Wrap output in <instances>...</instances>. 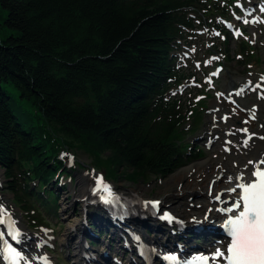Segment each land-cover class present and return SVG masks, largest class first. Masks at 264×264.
<instances>
[{"label":"trees","instance_id":"16d2710c","mask_svg":"<svg viewBox=\"0 0 264 264\" xmlns=\"http://www.w3.org/2000/svg\"><path fill=\"white\" fill-rule=\"evenodd\" d=\"M221 1L0 0V167L30 221L56 212L69 152L111 181L185 164L187 110L169 92L193 75L172 52ZM254 57L241 42L239 58Z\"/></svg>","mask_w":264,"mask_h":264},{"label":"rangeland","instance_id":"374dc122","mask_svg":"<svg viewBox=\"0 0 264 264\" xmlns=\"http://www.w3.org/2000/svg\"><path fill=\"white\" fill-rule=\"evenodd\" d=\"M209 0L204 1L208 2ZM226 2L221 3L224 5L225 10L221 13L212 12V16L205 18L207 23L205 25H195L194 29L188 33H192L187 42L179 43L172 55L176 59V63L185 71L195 76V79L190 78L185 80L183 85L173 89L170 92V97L180 99L182 109L185 111L189 106H192V102L196 103L194 109V116L190 112H187V119L183 124L180 137L183 146L187 147V160L185 164L165 178L151 177L148 180H140L137 182H129L122 177H118L114 186L123 194H132L136 192V196L145 200H159L160 206H162L163 197L170 193L169 188L174 186L176 182L183 181L180 178V173L189 169L191 166L204 162L215 149L224 151L227 153L228 148L223 147L222 143H215L220 139L223 132L229 134L227 130H221L217 135L211 134V129L214 126L211 117L214 115H223L224 107L220 105L215 106L214 102H220L225 106H232L239 109L242 113H251V115H258L257 118H261L258 123V127L262 130L264 125V16H259L258 23H251L249 19L248 23H245V15L243 11L251 7L254 1L259 0H224ZM238 4L240 6H238ZM200 5V4H199ZM256 6H253L255 9ZM244 9V10H243ZM222 15L219 16V15ZM253 17V15H251ZM212 20L225 25L230 23L235 27L234 32L228 33L227 43L225 48L222 43V33L216 31L213 26ZM239 32V35H237ZM186 34V33H185ZM246 41L252 44L253 52L256 59H242L239 58V45L246 43ZM220 49L226 50V52H220ZM214 50H217L218 54H214ZM222 53H225L226 59L220 60ZM221 61V72L214 79L211 73L215 71L216 67ZM246 61V62H245ZM246 64H243V63ZM209 81H212L211 83ZM248 85L249 88L246 91H241L243 86ZM182 91V93H181ZM235 93V94H234ZM239 93V94H237ZM235 98L233 103L226 100V96L231 95ZM261 103L260 107L259 104ZM226 108V107H225ZM227 109V108H226ZM256 113V114H255ZM258 113V114H257ZM216 122L223 124L225 120H220V117L215 119ZM216 126L220 127L217 123ZM239 121H235L236 127H238ZM235 130V128H233ZM235 133V131H233ZM216 139H215V138ZM240 138L243 141L245 134L241 133ZM219 142V141H218ZM227 149V150H226ZM72 155L73 163L78 162L79 167H73V179L64 180V182L57 181L59 185H65L66 190L61 191V195L58 201V208L56 213L51 210H44L40 215V219L37 222H31L29 216L25 214L21 206L16 205L12 193L7 188V182L5 181L3 171L0 169V205H6L7 211L13 215L14 219L21 227L22 232H27L33 239L27 241L34 247H36L37 241H41L43 234L49 236L47 244L41 246L37 252L48 255L52 264H71L69 260L72 255V247L66 245L62 240L67 233L68 224L73 220L82 221V202L79 201L74 195L77 194V182L78 178L85 179L86 182H93V178L96 172L91 171L90 159L87 155L82 153H70ZM72 163V162H70ZM69 163V165H71ZM210 168L207 167V173ZM58 184H55L56 187ZM177 188V187H175ZM58 189V188H56ZM179 189V188H177ZM176 201L182 206L181 211L188 212L194 205H203L204 201L199 198V195L193 194L191 191H187L184 195L179 194L176 197ZM171 210V209H170ZM174 214L178 212L171 210ZM90 216L86 219L90 223ZM42 224L37 226L36 224ZM45 223V224H44ZM123 228H126L125 226ZM177 229V228H176ZM173 227V230H175ZM79 234V232H78ZM119 234H124L120 232ZM145 236V235H144ZM109 235L101 236L105 243L109 240ZM213 240L216 238L210 237ZM209 238V240H211ZM196 239H192L191 245L196 243ZM177 243V241H174ZM85 242H81L84 245ZM119 243V244H118ZM117 245L120 247L121 242L118 239ZM206 244V243H205ZM204 244V246H205ZM113 245H115L113 243ZM170 246V245H169ZM100 245H95L93 248L86 249L88 255L97 256L98 253L95 250L100 249ZM184 247H188L184 246ZM122 249V248H119ZM113 250H111L112 252ZM114 254V251L112 252ZM67 259V260H68ZM119 264L124 261L117 260Z\"/></svg>","mask_w":264,"mask_h":264},{"label":"bare ground","instance_id":"6f19581e","mask_svg":"<svg viewBox=\"0 0 264 264\" xmlns=\"http://www.w3.org/2000/svg\"><path fill=\"white\" fill-rule=\"evenodd\" d=\"M249 21L251 23H257L258 18L253 17L250 18ZM226 97L231 99L230 103L235 101L232 94ZM214 105H220L221 108L224 107L225 110L222 112L223 115H214L211 117L212 123L214 124L211 129V134L214 136L223 130L229 131V134L223 132L220 139L215 141V143H222L223 147H229V153L215 149L216 151H213L204 162L195 164L183 173H180L179 177L183 179L181 186L178 181L174 183V186L169 188L170 193L166 194L162 199L163 208L160 206L161 209L156 215L153 214L145 217L146 214H141L139 211L141 207H133L134 213L130 217L128 224H132L130 225V228L146 240V242L154 250L153 264H164L160 261V257L162 253L168 252V248L173 245L176 238L181 237L185 244L190 246L192 239L196 236L203 235L209 237L215 227V221L223 216L229 215L232 212L229 211V209H231L239 199V188L237 185L240 183H248L252 180V172L255 169L253 164H249V161L255 162V164H258L261 169H264V164H259L260 161L264 160V139H262V130L258 127V123L261 121V118H257L258 115H254L253 117L251 113L247 115L248 112L242 113L239 109L230 105H222L220 102H214ZM260 105L261 103L259 104V107ZM217 117H220L221 122L222 119L225 120L223 124L215 121ZM225 117H227V119H225ZM245 120H247L248 123H244ZM235 121H239L240 125L238 127L234 126ZM216 123L220 127L216 126ZM233 128H235V130H233ZM240 129L248 130L245 137L251 136V139L248 140L247 146L243 145V141L240 138V134L242 133L239 131ZM233 131H235V133ZM207 167L210 168L208 173ZM77 186V194L74 196L82 203H86L88 201V190L92 186V183L90 184V182H86L85 179H81L79 177ZM233 189H235V191H233ZM187 191H191L193 194L199 195V198L204 201V204L200 206L194 205L186 213L181 211L182 206H180L179 202L176 201V197L179 194L184 195ZM132 192L133 193L129 195L136 199V202L139 200L142 202L145 201V199H140L139 196H136V192ZM217 197H219V199H217ZM93 199L98 204L102 205V202L96 197H93ZM0 206H3L6 209V205L1 204ZM170 209L178 212V214H174ZM165 211H171L173 213L172 218H176L175 223H177V226H181L180 229L177 227V229L175 228L176 231L173 230V225L175 223L157 221L156 217ZM85 215L92 217L97 229L106 231V235H109V242L107 244H105L104 239L97 236V239L101 241L103 245H101L99 249L100 254L95 257L94 261L91 260L88 264H117L116 255L124 253V248L122 247V249H119L121 247L117 246L119 237V228L117 226L119 223L113 224L104 220V218L99 219L95 206H90L89 209L87 207ZM142 216L144 217L142 218ZM144 218L145 220L143 221ZM196 229L198 230L195 231ZM95 236L96 234L94 230L91 228H84L82 221L75 219L68 224L67 233L64 235L62 240L66 245L72 247V257L78 261L76 254L81 248H83L81 242H86L88 239L95 238ZM31 239H33V236H30L24 231L23 244L26 254L31 259H36L40 255L44 254L40 252L38 253L39 255H37V252L41 247L39 245L47 244L49 236L47 234H43L41 241L36 242L39 244L36 245V247L27 242ZM219 239L223 240V238L220 237ZM111 240L116 242V252L114 254L110 249ZM220 240L218 242L222 245L223 243ZM131 244L135 245L137 243L131 242ZM177 248V246H174L171 249L176 250ZM217 248L218 246L215 244V241L209 240L203 249H194V251L191 252L203 251V253L207 254L215 251ZM186 250V248H182L183 252ZM121 264H123V262ZM132 264L143 263L136 260V262Z\"/></svg>","mask_w":264,"mask_h":264},{"label":"snow or ice","instance_id":"6c2138e0","mask_svg":"<svg viewBox=\"0 0 264 264\" xmlns=\"http://www.w3.org/2000/svg\"><path fill=\"white\" fill-rule=\"evenodd\" d=\"M238 6L240 5L238 4ZM244 22L248 23L249 21L245 20ZM237 35H239V32H237ZM244 123H248V121L245 120ZM239 131L245 135L248 132L247 129H240ZM249 139H251V136L243 140L244 146L248 145ZM249 164L254 165L255 170L252 175L255 179L237 185L240 189L239 199L229 209V211L236 212V214L225 225L230 237L227 248L223 251L217 249L211 257H201L198 264H218V262H222V264H264V169H261L253 161H249ZM259 164H264V160L260 161ZM94 194L99 195L105 204H111L119 199L113 193L111 186L103 181L102 177L96 178ZM158 204L159 201L151 202L153 208H156ZM0 218H4L0 219V223H6L8 235L11 236L12 240L19 243L22 233L3 206H0ZM162 218L169 221L173 219L167 213ZM136 239L139 242V238ZM0 257L4 259L5 264H25V258L19 250L3 240H0ZM168 260L169 264H176L177 258L170 256Z\"/></svg>","mask_w":264,"mask_h":264}]
</instances>
